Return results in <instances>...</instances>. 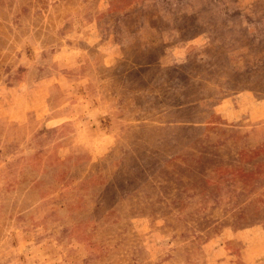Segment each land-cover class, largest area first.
Masks as SVG:
<instances>
[{"label": "rangeland", "instance_id": "rangeland-1", "mask_svg": "<svg viewBox=\"0 0 264 264\" xmlns=\"http://www.w3.org/2000/svg\"><path fill=\"white\" fill-rule=\"evenodd\" d=\"M0 264H264V0H0Z\"/></svg>", "mask_w": 264, "mask_h": 264}]
</instances>
